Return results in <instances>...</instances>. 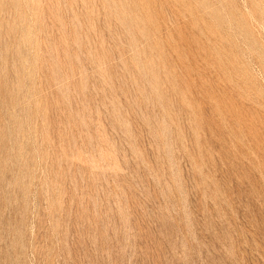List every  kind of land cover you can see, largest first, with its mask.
<instances>
[{
  "label": "rangeland",
  "instance_id": "obj_1",
  "mask_svg": "<svg viewBox=\"0 0 264 264\" xmlns=\"http://www.w3.org/2000/svg\"><path fill=\"white\" fill-rule=\"evenodd\" d=\"M0 264H264V0H0Z\"/></svg>",
  "mask_w": 264,
  "mask_h": 264
}]
</instances>
